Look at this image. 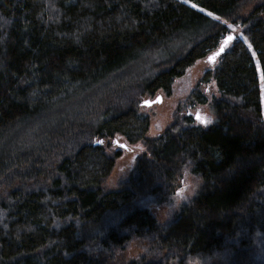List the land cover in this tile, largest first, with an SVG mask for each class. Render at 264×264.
I'll return each mask as SVG.
<instances>
[{
    "label": "trees",
    "instance_id": "16d2710c",
    "mask_svg": "<svg viewBox=\"0 0 264 264\" xmlns=\"http://www.w3.org/2000/svg\"><path fill=\"white\" fill-rule=\"evenodd\" d=\"M220 48L186 98L212 81L213 122L147 136L144 97ZM116 135L144 152L106 191ZM133 240L125 264H264V0H0V264H120Z\"/></svg>",
    "mask_w": 264,
    "mask_h": 264
},
{
    "label": "rangeland",
    "instance_id": "374dc122",
    "mask_svg": "<svg viewBox=\"0 0 264 264\" xmlns=\"http://www.w3.org/2000/svg\"><path fill=\"white\" fill-rule=\"evenodd\" d=\"M187 4L192 6L190 3ZM202 12L207 16L212 17V15H209L208 12ZM229 30L237 37L241 36L240 32L234 27L229 26ZM216 56V54L210 55V57L214 58L213 60H210V57H208L196 61L185 71L183 76L175 79L172 84V93L169 97H166L161 92H157L153 96L144 97L143 100L146 99L151 101L154 100L156 96H161L160 103H153L150 106L139 105V112L149 118L147 136L155 137L161 134L173 121L176 109H178V115L186 114L194 118V115L198 114L197 120L194 119L195 123L198 125L206 126L213 122L210 102L216 93L214 83L212 81L202 83L198 86V88L203 90L207 99V103L205 105L186 104V98L190 92L197 87L205 71L212 68ZM114 137L118 143L126 145V148H121L119 145L113 144L112 139L109 141H100V144L105 147L106 153L115 151L119 152V156L115 160L113 169L103 184V188L106 191L118 188V184L122 180L126 179L133 169L136 157L144 152L142 142L129 144L121 136L116 135ZM199 183L200 179L197 176L193 175L188 169L184 170L175 181V192L171 197V202L165 205L151 207V211L157 221H166L170 217L171 213L175 212L179 206L187 203L195 195ZM143 248V242L138 240L129 242L123 251L118 252L120 264H125L136 258L143 251Z\"/></svg>",
    "mask_w": 264,
    "mask_h": 264
},
{
    "label": "water",
    "instance_id": "95a60500",
    "mask_svg": "<svg viewBox=\"0 0 264 264\" xmlns=\"http://www.w3.org/2000/svg\"><path fill=\"white\" fill-rule=\"evenodd\" d=\"M232 39V36H229V37H226L225 39H224V42H223V45H222V47H224V46H226V44L230 41ZM221 49L222 48H220L219 49V51L216 53V55H218L220 52H221ZM161 102V96H156V98L154 99V100H144L142 103H141V105H143V106H150V105H152L153 103H160ZM197 118H198V114H195L194 115V119L195 120H197ZM114 144H117V145H119L121 148H126V145H124V144H121V143H118L116 140L114 141Z\"/></svg>",
    "mask_w": 264,
    "mask_h": 264
},
{
    "label": "snow or ice",
    "instance_id": "6c2138e0",
    "mask_svg": "<svg viewBox=\"0 0 264 264\" xmlns=\"http://www.w3.org/2000/svg\"><path fill=\"white\" fill-rule=\"evenodd\" d=\"M209 15H211V13H209ZM222 50H223V49H221V51H222ZM209 59L212 60V59H214V58H213V57H210Z\"/></svg>",
    "mask_w": 264,
    "mask_h": 264
}]
</instances>
